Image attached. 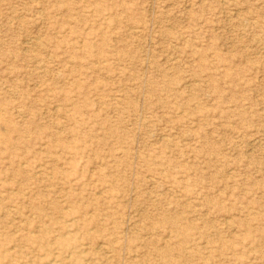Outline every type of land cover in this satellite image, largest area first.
I'll return each mask as SVG.
<instances>
[{
	"label": "rangeland",
	"instance_id": "1",
	"mask_svg": "<svg viewBox=\"0 0 264 264\" xmlns=\"http://www.w3.org/2000/svg\"><path fill=\"white\" fill-rule=\"evenodd\" d=\"M45 263L264 264V0H0V264Z\"/></svg>",
	"mask_w": 264,
	"mask_h": 264
},
{
	"label": "bare ground",
	"instance_id": "2",
	"mask_svg": "<svg viewBox=\"0 0 264 264\" xmlns=\"http://www.w3.org/2000/svg\"><path fill=\"white\" fill-rule=\"evenodd\" d=\"M227 221H225V223H226ZM46 264V263H45ZM48 264V263H47Z\"/></svg>",
	"mask_w": 264,
	"mask_h": 264
}]
</instances>
